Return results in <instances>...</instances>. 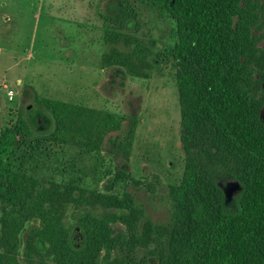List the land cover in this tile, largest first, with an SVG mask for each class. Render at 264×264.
Wrapping results in <instances>:
<instances>
[{"label": "rangeland", "instance_id": "1", "mask_svg": "<svg viewBox=\"0 0 264 264\" xmlns=\"http://www.w3.org/2000/svg\"><path fill=\"white\" fill-rule=\"evenodd\" d=\"M247 3L259 24L249 32L255 56L244 64L264 126V0ZM164 5L165 0H0V129L22 115L31 130L29 137L17 136L13 170L45 187H71L76 200L96 193L128 198L138 232L148 241L131 249L127 226L110 222L113 242L100 248L96 264H166L175 255V228L194 231L190 204L182 198L189 156L205 169L199 177L208 184L209 192L200 187L206 196L210 176L229 208H237L242 192L234 170L239 160L222 156L204 135L186 134L172 53L180 36ZM199 115L219 127L212 113ZM102 117L120 127L99 128ZM223 133L218 143L230 144ZM116 137L113 146L110 138ZM214 171L228 176L216 180ZM65 207L63 227L78 252L93 240L88 217L93 222L128 214L87 199ZM38 225L36 219L25 224L20 256L30 227ZM30 250L36 251L34 264H55L36 239Z\"/></svg>", "mask_w": 264, "mask_h": 264}, {"label": "trees", "instance_id": "2", "mask_svg": "<svg viewBox=\"0 0 264 264\" xmlns=\"http://www.w3.org/2000/svg\"><path fill=\"white\" fill-rule=\"evenodd\" d=\"M164 7L176 20L180 36L172 53L179 70V103L186 134L204 135L222 156L232 162L239 160L234 170L242 186L237 208H229L212 176L208 179L212 187L209 196L203 193L200 187L208 191V184L199 174L205 169L193 157L187 158L182 198L190 204L187 214L194 231L175 228L172 244L176 251L166 264H264V126L250 97L244 64L255 56L249 32L259 24V17L247 0H165ZM199 111L212 113L219 119V127L213 119L201 118ZM119 127L120 122L112 117L100 120L103 130ZM219 130L228 134L230 144L218 143ZM30 135L22 115L0 129V264H34L36 251L30 250L34 239L55 264H96L100 248L113 242L110 222L117 221L127 226L131 249L148 244L138 232L137 211L128 198L96 193L76 200L71 187L54 183L45 187L14 171L11 161L17 136ZM102 137L103 133L98 144ZM117 140L110 138V143L115 146ZM213 176L217 180L228 175L214 171ZM85 199L93 206L124 209L128 214L110 213L108 218L93 222L88 217L85 222L93 240L85 251L78 252L69 243L63 220L68 202ZM33 219L39 220V225L30 227L26 251L20 256L19 236Z\"/></svg>", "mask_w": 264, "mask_h": 264}, {"label": "built area", "instance_id": "3", "mask_svg": "<svg viewBox=\"0 0 264 264\" xmlns=\"http://www.w3.org/2000/svg\"><path fill=\"white\" fill-rule=\"evenodd\" d=\"M9 94H10V96H12V94H13V91H10V92H8Z\"/></svg>", "mask_w": 264, "mask_h": 264}]
</instances>
